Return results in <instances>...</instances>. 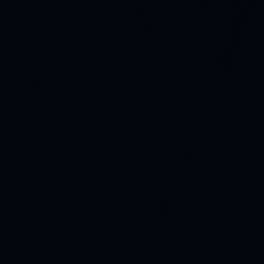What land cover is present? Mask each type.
I'll return each mask as SVG.
<instances>
[{
  "label": "water",
  "instance_id": "water-1",
  "mask_svg": "<svg viewBox=\"0 0 264 264\" xmlns=\"http://www.w3.org/2000/svg\"><path fill=\"white\" fill-rule=\"evenodd\" d=\"M0 264H264V0H0Z\"/></svg>",
  "mask_w": 264,
  "mask_h": 264
}]
</instances>
